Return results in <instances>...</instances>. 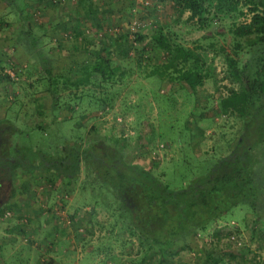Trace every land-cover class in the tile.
<instances>
[{
    "label": "rangeland",
    "instance_id": "obj_1",
    "mask_svg": "<svg viewBox=\"0 0 264 264\" xmlns=\"http://www.w3.org/2000/svg\"><path fill=\"white\" fill-rule=\"evenodd\" d=\"M90 1L101 9L102 24L82 17L83 33L77 34L69 16H84L89 0H0V118L12 123L5 152L18 145L58 153L66 139L86 146L115 138L128 160L181 186L237 140L242 92L225 77L221 48H231L232 23L249 17L246 6H240L243 14L210 9L202 26L177 0ZM159 25L194 47L208 68L194 87L150 73L165 60L151 41ZM84 37L90 49L111 41L106 47L120 66L116 82L76 86L69 80L95 57L77 47ZM39 50L53 56L56 97L47 88ZM257 168L254 207L236 205L167 253L143 250L126 223L115 220L119 204L84 161L71 181L51 170L17 167L15 195L0 208V264H204L211 252L219 256L217 264H264V160Z\"/></svg>",
    "mask_w": 264,
    "mask_h": 264
},
{
    "label": "trees",
    "instance_id": "obj_2",
    "mask_svg": "<svg viewBox=\"0 0 264 264\" xmlns=\"http://www.w3.org/2000/svg\"><path fill=\"white\" fill-rule=\"evenodd\" d=\"M177 1L189 11V18H195L202 26L208 23L210 9L215 14H235V11L243 14L240 6H246L249 17L232 23L231 48L228 51L221 48L227 65L225 77L237 82L238 90L242 92L239 99L242 121L233 147L202 173L174 187L151 167L134 159L128 160L115 138L92 141L86 146L77 140L66 139L58 153L18 145L14 146L13 152H5L12 123L7 118H0V208L15 195L12 178L15 168L51 170L71 181L78 178L81 161L100 177V185L119 204L112 212L115 220L126 223L127 230L136 236L143 250L156 247L172 253L179 240H186L187 235L205 228L210 220L219 218L236 205L251 203L254 207L259 190L255 173L264 160V0ZM83 14L76 11L69 16L75 33H83L82 17L92 18L91 22L96 25L102 24L101 9L92 1L89 0ZM28 39L31 40L29 46L35 47V38L29 34ZM83 39L77 47L95 57L80 64L79 74L74 79L67 78L76 86L116 82L120 66L110 58V49L106 47L111 41L103 42L102 48L90 49L87 38ZM151 41L153 47L165 52V60L155 64L150 73L163 79L184 81L193 87L196 81L209 74L208 68L203 69L202 58L196 49L179 41L170 29L165 30L159 25L151 33ZM244 53L248 54L246 60L241 59ZM37 58L45 71L47 88L56 97L58 75L54 73L53 56L39 50ZM107 98L101 100L102 106ZM221 100L219 108H224L225 101L221 103ZM212 254L204 257V264L218 263L219 256L211 257ZM138 259L135 261L144 260Z\"/></svg>",
    "mask_w": 264,
    "mask_h": 264
},
{
    "label": "built area",
    "instance_id": "obj_3",
    "mask_svg": "<svg viewBox=\"0 0 264 264\" xmlns=\"http://www.w3.org/2000/svg\"><path fill=\"white\" fill-rule=\"evenodd\" d=\"M144 2H145V4H147V3H148V1H147V0H145Z\"/></svg>",
    "mask_w": 264,
    "mask_h": 264
}]
</instances>
